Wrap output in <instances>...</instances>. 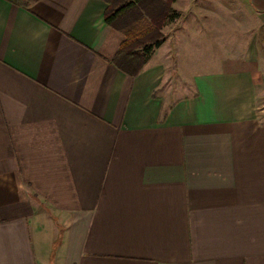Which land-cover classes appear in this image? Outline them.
<instances>
[{"label":"crops","instance_id":"obj_1","mask_svg":"<svg viewBox=\"0 0 264 264\" xmlns=\"http://www.w3.org/2000/svg\"><path fill=\"white\" fill-rule=\"evenodd\" d=\"M106 7L0 0V264H264V0H175L143 64Z\"/></svg>","mask_w":264,"mask_h":264},{"label":"trees","instance_id":"obj_2","mask_svg":"<svg viewBox=\"0 0 264 264\" xmlns=\"http://www.w3.org/2000/svg\"><path fill=\"white\" fill-rule=\"evenodd\" d=\"M107 5L104 21L125 37L117 56L135 55L142 64L164 39L163 27L178 17L173 10L175 0H103ZM137 55V54H136Z\"/></svg>","mask_w":264,"mask_h":264},{"label":"rangeland","instance_id":"obj_3","mask_svg":"<svg viewBox=\"0 0 264 264\" xmlns=\"http://www.w3.org/2000/svg\"><path fill=\"white\" fill-rule=\"evenodd\" d=\"M262 24H261V29H260V51L262 55L261 59V64L262 66V73L263 77L261 79V92H260V97L257 98L256 102L257 105L262 109L263 114H264V17L262 16ZM198 45V46H197ZM214 43H204V42H196V45L192 49V53L196 54V64H197V71H200V68H205L206 66L204 64H211V58H210V52L213 53H219L224 55V50L219 48V47H214ZM212 49H209V48ZM215 57V56H214ZM194 61V59H193Z\"/></svg>","mask_w":264,"mask_h":264}]
</instances>
